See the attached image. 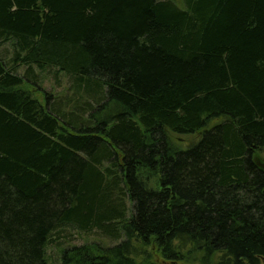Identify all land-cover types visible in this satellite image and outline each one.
Masks as SVG:
<instances>
[{"label":"trees","instance_id":"trees-1","mask_svg":"<svg viewBox=\"0 0 264 264\" xmlns=\"http://www.w3.org/2000/svg\"><path fill=\"white\" fill-rule=\"evenodd\" d=\"M261 153L264 0H0V264H260Z\"/></svg>","mask_w":264,"mask_h":264},{"label":"rangeland","instance_id":"rangeland-1","mask_svg":"<svg viewBox=\"0 0 264 264\" xmlns=\"http://www.w3.org/2000/svg\"><path fill=\"white\" fill-rule=\"evenodd\" d=\"M59 82L57 83L54 78L52 77L51 73L42 75V88L45 91H49L51 93H55L57 95H63L69 86L67 82V78L60 74L58 75ZM58 85H60L58 87ZM42 92L38 93V98L42 97ZM199 138L198 134L194 135H188V136H174L173 137V143H175L178 147H182L184 145H187L193 141H196ZM264 153H261V156H263ZM66 233L69 235L67 238L61 237L57 239L60 243L57 245L55 243L48 245L46 247V264H59L60 263V251L61 248L69 247L71 245H87L92 246L97 245L100 243L101 245L107 246L112 244L111 241H106L103 239H100V237L95 236L93 233L90 235H82L79 234L73 230H67L63 233V235H66ZM264 264V258H262L261 263Z\"/></svg>","mask_w":264,"mask_h":264}]
</instances>
